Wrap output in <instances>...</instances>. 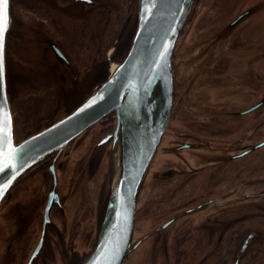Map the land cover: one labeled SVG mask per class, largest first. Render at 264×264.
<instances>
[{
  "label": "flooded vegetation",
  "instance_id": "af4514ba",
  "mask_svg": "<svg viewBox=\"0 0 264 264\" xmlns=\"http://www.w3.org/2000/svg\"><path fill=\"white\" fill-rule=\"evenodd\" d=\"M216 2L194 0L179 38L172 118L139 193L126 262L139 252L134 264H264V206L245 208L264 201L259 48L264 16H259L262 8L255 10L259 0ZM245 2L251 8L244 10ZM135 3L139 0H11L16 24L7 51L12 90L28 88L29 96L42 93L54 102L75 100L76 110L126 59L139 25L132 13ZM128 22L135 27L119 41ZM112 119L116 115L101 125ZM114 131L102 128L96 144L86 146L70 167L73 144L5 198L0 264L89 260L112 196L114 166L103 142ZM46 178L50 189L43 184ZM84 231L96 235L88 257L82 254Z\"/></svg>",
  "mask_w": 264,
  "mask_h": 264
},
{
  "label": "water",
  "instance_id": "95a60500",
  "mask_svg": "<svg viewBox=\"0 0 264 264\" xmlns=\"http://www.w3.org/2000/svg\"><path fill=\"white\" fill-rule=\"evenodd\" d=\"M193 5L194 0H139V25L133 44L107 83L65 118L18 142L8 87L7 51L13 31L8 0L0 115L10 117L11 123L5 129L8 139L0 153V165H7L0 173V210L20 182L51 159H58L106 118L116 115L115 132L103 142L104 146L112 143L116 155L112 196L98 246L85 264H126L135 238L139 193L171 122L173 58ZM132 24L125 25L119 41Z\"/></svg>",
  "mask_w": 264,
  "mask_h": 264
},
{
  "label": "rangeland",
  "instance_id": "374dc122",
  "mask_svg": "<svg viewBox=\"0 0 264 264\" xmlns=\"http://www.w3.org/2000/svg\"><path fill=\"white\" fill-rule=\"evenodd\" d=\"M217 1H218V3L222 2V0H217ZM259 1H260V3H259L260 7L255 8V10H258V9L262 8V12H260L259 16L263 17L264 16V12H263L264 11V2L262 0H259ZM249 8H251V6L248 5V2H245V5H244L243 9L247 10ZM132 13H133V16L138 14V4L137 3H135V7L133 8V12ZM217 18L219 20H221L222 22H226V20L224 18H222V17L217 16ZM207 23H208V21H205V24H207ZM250 25H252V23H248L244 27L245 32H247V28ZM134 27H135V23H133L131 25V28L128 31L127 35L129 34L130 31H132L134 29ZM15 32H16V24L14 25V23H13V31H12V34L10 35V37H9V41H10V38L15 34ZM261 37L262 38L259 41V48L261 50L260 57H262V61H263V57H264V49H263L264 39H263V34H262ZM115 40H116V34L114 36V39L111 40V42H115ZM7 66H8V60H7ZM260 77H261V96H263V94H264V65H262V67H261ZM8 82H9V79H8ZM8 87H9L10 102H11V105H12V109L14 111L15 130L17 132L16 133V138H17L18 142H22V141L28 139L29 137H31V136H33V135H35L37 133H40L41 131L45 130L46 128H48L52 124H55L56 122H58L61 119L65 118L66 116H68L69 112L74 110V108L77 105H79V102H77L75 100L68 99V98H61L60 100H57L56 102H54L53 98L52 99H48V97L46 95L42 94V93L37 98H34L32 96H29V94H30L29 90L30 89H28V88H18V89H15V91L12 90V88L10 87V82L8 83ZM36 90H41V92H43L42 89H36ZM95 91L96 90H94V92ZM55 109H57L59 112L55 113L56 112ZM261 112L263 114L264 113V109ZM116 124H117V120H114V119H112L110 124H106V125H101L100 124L96 128H94L91 131H89L80 140L75 142L74 143L75 146H74V149H73V156L68 159L69 166L71 167L73 165L72 161L74 159H76L75 163L77 164V159H78L79 155L84 153V151H85L84 148L86 146H89L91 144H96L95 141H96V138H97V133L100 132V130L102 128H105V127L109 126V131H110L112 128L116 129L115 128ZM262 136H264V127H262ZM262 139H264V138H262ZM70 148L67 151H65V152H68L70 150ZM106 148H107L108 151H111V160L114 161V164L111 161V165H113L114 168L112 169V173H113L112 174V182H111V184H109V190H111V192H112V186H113V183H114V181H113L114 180V173H115V167H116V155L113 152V144L112 143L105 145V149ZM99 152H101V151H99ZM261 171H262V176H264V166L261 167ZM32 174H30V175H32ZM65 174L66 173H63V176ZM43 182H44L43 184H45V187L50 189V185H51L49 183L50 181L48 182V180L46 178L45 180H43ZM42 192H43V190H42ZM99 195H100V193H99ZM258 205L260 207L264 206V201H261L260 203H256L255 202L253 204H252V202L251 203H246L245 204V208L248 209V208H251V207H256ZM246 215H247V213H246ZM250 218L252 219V216H250ZM251 224H252V220H249L248 225H251ZM103 225H104V223H103ZM103 225H102V227L100 228V230L98 232V238L99 239H100V235H101V231H102ZM246 225H247V223H246ZM248 225H247V227H248ZM95 240H96V235L94 233L92 234V232H87V231L83 232V238H82L83 250H82V254L86 255L85 257H88V256H90L92 254V252H93L92 250H93L94 246H91V245H92L93 242H95ZM134 249L136 251L138 248H134ZM139 255H140L139 252L133 253V257H135L134 260L132 262L129 261L130 263L126 262V264H134L135 262H137L138 258H139ZM86 261H87V259H86Z\"/></svg>",
  "mask_w": 264,
  "mask_h": 264
},
{
  "label": "snow or ice",
  "instance_id": "6c2138e0",
  "mask_svg": "<svg viewBox=\"0 0 264 264\" xmlns=\"http://www.w3.org/2000/svg\"><path fill=\"white\" fill-rule=\"evenodd\" d=\"M7 3L8 0H0V78L3 76L4 61V36L7 31ZM10 117L6 118L4 115H0V153L3 152L5 143L8 136L5 132L6 128H10ZM7 165H0V173H3ZM14 178V177H13ZM7 185L5 184V188ZM2 189H0V194H2Z\"/></svg>",
  "mask_w": 264,
  "mask_h": 264
},
{
  "label": "bare ground",
  "instance_id": "6f19581e",
  "mask_svg": "<svg viewBox=\"0 0 264 264\" xmlns=\"http://www.w3.org/2000/svg\"><path fill=\"white\" fill-rule=\"evenodd\" d=\"M117 67H118V66H116V65L113 66V68H112V73H114V72L116 71Z\"/></svg>",
  "mask_w": 264,
  "mask_h": 264
}]
</instances>
